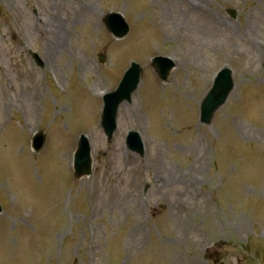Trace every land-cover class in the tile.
Masks as SVG:
<instances>
[{
  "label": "rangeland",
  "instance_id": "374dc122",
  "mask_svg": "<svg viewBox=\"0 0 264 264\" xmlns=\"http://www.w3.org/2000/svg\"><path fill=\"white\" fill-rule=\"evenodd\" d=\"M90 1L84 12L81 0H0V264H121L132 254L130 264H264V0H120L119 9ZM34 6L50 12L59 37L52 60L31 33ZM109 9L132 23L120 40L103 22ZM153 41L177 67L163 82L144 63L136 107L120 106L108 141L92 90L115 89L128 59L143 61ZM32 45L43 68L26 51ZM225 65L235 89L202 124L201 100ZM42 128L49 135L37 154L30 143ZM130 129L146 140L143 157L125 147ZM82 131L105 155L95 153L91 177L75 179L71 151ZM180 169L208 184L196 192L178 176L163 183L161 174ZM198 241L213 247L203 255Z\"/></svg>",
  "mask_w": 264,
  "mask_h": 264
},
{
  "label": "water",
  "instance_id": "95a60500",
  "mask_svg": "<svg viewBox=\"0 0 264 264\" xmlns=\"http://www.w3.org/2000/svg\"><path fill=\"white\" fill-rule=\"evenodd\" d=\"M137 81L135 82V83H133L131 86H130V89H129V91L127 92L128 93V95L131 93V91L136 87V85H137ZM224 99H225V94H223L221 91H219L218 92V95L216 96V97H214V101H216V103H215V105H214V107H213V111L211 110L210 111V113H211V115L210 116H212V114H213V112H214V110L216 109V108H218L221 104L220 103H222L223 101H224ZM117 103V102H116ZM109 111V110H108ZM34 146H35V148L36 149H39L41 146H42V143L40 142V140L39 139H37L36 141H35V143H34ZM132 148L134 149V150H138V151H141L142 150V148L139 146V144H132Z\"/></svg>",
  "mask_w": 264,
  "mask_h": 264
},
{
  "label": "bare ground",
  "instance_id": "6f19581e",
  "mask_svg": "<svg viewBox=\"0 0 264 264\" xmlns=\"http://www.w3.org/2000/svg\"><path fill=\"white\" fill-rule=\"evenodd\" d=\"M31 27H32L31 33L33 35H40V31L36 28V26L32 25ZM42 35H43L45 41L49 43L50 42V34L48 33V30H46V29L43 30ZM56 42H58V40ZM55 43L53 45H51L50 49L53 50L54 52L58 53V43H57L56 47H55ZM201 141H202V139H201Z\"/></svg>",
  "mask_w": 264,
  "mask_h": 264
}]
</instances>
